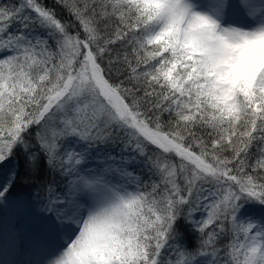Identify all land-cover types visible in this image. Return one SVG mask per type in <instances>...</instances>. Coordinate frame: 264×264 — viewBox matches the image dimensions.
Returning a JSON list of instances; mask_svg holds the SVG:
<instances>
[{
  "label": "snow or ice",
  "instance_id": "6c2138e0",
  "mask_svg": "<svg viewBox=\"0 0 264 264\" xmlns=\"http://www.w3.org/2000/svg\"><path fill=\"white\" fill-rule=\"evenodd\" d=\"M0 264H264V0H0Z\"/></svg>",
  "mask_w": 264,
  "mask_h": 264
}]
</instances>
